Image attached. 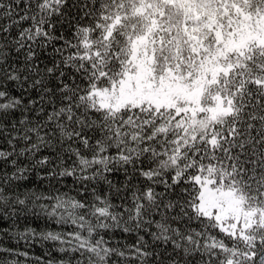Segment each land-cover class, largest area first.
Masks as SVG:
<instances>
[{
	"label": "snow or ice",
	"instance_id": "6c2138e0",
	"mask_svg": "<svg viewBox=\"0 0 264 264\" xmlns=\"http://www.w3.org/2000/svg\"><path fill=\"white\" fill-rule=\"evenodd\" d=\"M0 264H264V0H0Z\"/></svg>",
	"mask_w": 264,
	"mask_h": 264
}]
</instances>
